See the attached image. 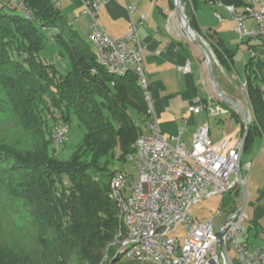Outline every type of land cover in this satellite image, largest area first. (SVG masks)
<instances>
[{
  "label": "trees",
  "instance_id": "obj_1",
  "mask_svg": "<svg viewBox=\"0 0 264 264\" xmlns=\"http://www.w3.org/2000/svg\"><path fill=\"white\" fill-rule=\"evenodd\" d=\"M22 1L23 6L0 5V78L12 93L15 114L44 141L43 152L16 167L26 180L14 187L17 195L31 199L42 258L2 248L0 264H150L121 249L125 230L109 196L112 175L122 171L113 172L112 163L128 160L142 132L132 112L147 116L138 76L133 71L111 73L100 65L95 50L54 0ZM221 1L236 7L248 4ZM185 12L200 33L188 6ZM51 40L68 51L70 65L64 71L40 57ZM212 48L223 65L233 64L234 51L223 44ZM249 48L257 55L245 64L252 120L243 151L256 136L264 141V49L256 43ZM230 110L242 121L243 132V120ZM74 118L85 127L82 141L68 159L52 155L55 127H71Z\"/></svg>",
  "mask_w": 264,
  "mask_h": 264
},
{
  "label": "built area",
  "instance_id": "obj_2",
  "mask_svg": "<svg viewBox=\"0 0 264 264\" xmlns=\"http://www.w3.org/2000/svg\"><path fill=\"white\" fill-rule=\"evenodd\" d=\"M105 1L90 0L83 11L91 17L90 37L97 61L111 73L135 72L147 103L148 130L138 135L128 156L136 163L139 178L129 179L123 171H116L110 180L109 196L117 206L125 230L121 249L127 256L150 264H264V242L249 243L242 226L246 219L243 212L223 219L218 211L217 219L204 221H197L190 214L192 206L204 198L244 186L243 177L241 181L237 177L240 143L234 144L227 137L214 141L208 124L194 132L190 145L180 139L182 130L174 136L175 144L163 137L153 110L142 57L145 44L138 27L133 24L123 37L111 36L97 20ZM2 2L23 6L22 0ZM215 2L232 14L242 39L247 37L264 49V0H248L244 7L226 5L221 0ZM217 16L224 20L222 15ZM245 16L253 18L258 28L246 26ZM251 53L256 56V49L251 48ZM182 70L190 72V63ZM204 107L211 117L224 115L231 109L229 105L209 101L192 105L189 110L199 111ZM69 130L66 123L55 127V147L68 139ZM251 165L247 162L244 169L250 171ZM180 226L187 230L182 243L173 235Z\"/></svg>",
  "mask_w": 264,
  "mask_h": 264
},
{
  "label": "rangeland",
  "instance_id": "obj_3",
  "mask_svg": "<svg viewBox=\"0 0 264 264\" xmlns=\"http://www.w3.org/2000/svg\"><path fill=\"white\" fill-rule=\"evenodd\" d=\"M1 4L2 0H0ZM182 4L185 8L187 7L186 0H183ZM196 6L198 12H204L209 9H212V11L218 10L227 18L225 20L226 23L222 25H224L225 38L235 53L234 69L230 70L228 74L229 79L224 76V80L220 79L219 82L245 108L252 120V110L244 86L246 81L245 64L252 56L251 50H248L247 47L248 38L242 39L240 37V34L235 30L237 23L235 19L232 15L225 14L216 3L213 4L211 0H200ZM243 21L249 28H258V24L251 17L245 16ZM78 30L86 38L91 48L94 49L90 34L84 29ZM242 40L245 45H243V48H240ZM254 43L259 44L258 42ZM207 47L210 49L208 45ZM40 57L44 61L53 63L63 71L66 70V66L70 65L67 49L52 40L46 42L45 47L40 52ZM34 59L37 58L34 57ZM216 96L220 99L217 94ZM13 103L12 93L3 86L0 78V249H13L18 253L29 254L36 259H41V246L38 244L39 230L35 224L36 219L32 214L31 199L25 195H17L14 187L22 185L26 180L25 174L19 172L16 168L21 165L20 161L23 162L26 158L39 155L40 152H43L45 146L44 141L37 131L30 127L27 120L23 116L20 117V115L15 114ZM132 115L136 124L142 127L145 121L144 115L135 112H132ZM239 116L243 120L240 114ZM217 117H222L224 122H219V119H212V126L216 128V131L224 129L228 138L234 144L240 142L239 139L243 135L242 121L232 111ZM84 134L85 127L74 118L71 123L68 139L59 148H52V155L61 159H68L77 145L82 141ZM261 142L260 137H254L242 154L241 164L246 190L245 199L243 186L239 185L223 195L219 194L210 198H204L202 201L194 204L190 210L191 216L197 221L209 220L211 218L217 219L218 211L221 213L220 217L222 216L223 219H226L235 213L245 201L243 213L246 219L242 221V226L249 236L248 240L250 244L260 242L251 235L250 231L256 233V228H254L256 213H258L260 208H264V154L260 151ZM247 162L253 163L250 171L244 169V165ZM112 166L114 168L113 172L117 168L126 173L129 179L139 178V169L133 159L126 161L117 160L112 163ZM202 196H204V192H202ZM259 224L264 227V215L260 217ZM186 232V227L180 226L173 232V235L177 236L180 243H182ZM116 244L118 243H113L115 246ZM104 258H107V256Z\"/></svg>",
  "mask_w": 264,
  "mask_h": 264
},
{
  "label": "crops",
  "instance_id": "obj_4",
  "mask_svg": "<svg viewBox=\"0 0 264 264\" xmlns=\"http://www.w3.org/2000/svg\"><path fill=\"white\" fill-rule=\"evenodd\" d=\"M54 1L76 30L84 29L90 34L91 17L83 13L87 2L90 0ZM199 1L189 0L187 6L195 16L200 36L213 53L214 71L219 87L234 99L227 92L225 86L219 82L220 79L224 80V76L229 79L228 74L230 70L234 69V61L230 66L223 65L212 48V45L223 44L232 50L225 38L224 25H222L226 23L227 18L218 10L209 9L198 12L196 5ZM211 2L216 3L215 0H211ZM216 5L220 6L225 14L232 15L225 6L217 3ZM217 14L222 15L224 20H220ZM97 20L111 36L117 38L126 35L133 24L137 25L140 38L145 44L142 57L153 110L158 119L161 133L167 141L175 144L174 136L179 135L180 130H182L180 139L190 145L194 132L206 124L210 126V136L214 141L224 137L228 138L224 129L216 131V128L212 126V119H219V122H224L222 117L209 116L206 107L199 111L189 110L192 105L206 104L209 101L222 106L228 104L217 98L205 58L183 33L173 0H106L98 11ZM79 33L81 34L80 31ZM247 43L248 50H251L249 45L254 41ZM243 45L245 44L242 40L239 47L243 48ZM187 63H190V72L182 70V67ZM141 130L142 132L148 130L145 121ZM261 141L260 151L264 154L262 152V138ZM252 167L253 163L251 169ZM263 215L264 208H260L254 220L256 233L250 231L251 235L260 241L257 244L264 242V227L259 224V219Z\"/></svg>",
  "mask_w": 264,
  "mask_h": 264
},
{
  "label": "water",
  "instance_id": "obj_5",
  "mask_svg": "<svg viewBox=\"0 0 264 264\" xmlns=\"http://www.w3.org/2000/svg\"><path fill=\"white\" fill-rule=\"evenodd\" d=\"M173 2L175 6V11L181 22V29L183 33L187 36L189 41L199 49V51L202 53L203 57L205 58L207 70L216 94L219 96L221 100H223L225 103L230 105L231 108L234 109L236 112H238L243 118L244 131L240 141V155L237 166V177L241 181L242 180L241 159H242L244 146L250 132L251 117L249 116L245 108L237 100L233 99L232 97L224 93V91L219 87L214 71V58L212 51L207 47V43L192 26L190 19L185 12V7L183 6L182 1L173 0ZM243 190H244V199H245L246 190L244 186H243ZM244 206H245V201L243 202L242 206L235 212L236 216L240 215L243 212ZM222 235L223 233L220 232L219 237L221 238Z\"/></svg>",
  "mask_w": 264,
  "mask_h": 264
}]
</instances>
